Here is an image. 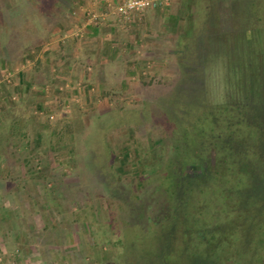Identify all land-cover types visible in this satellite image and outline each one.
Segmentation results:
<instances>
[{"label": "rangeland", "instance_id": "obj_1", "mask_svg": "<svg viewBox=\"0 0 264 264\" xmlns=\"http://www.w3.org/2000/svg\"><path fill=\"white\" fill-rule=\"evenodd\" d=\"M84 1L0 0V264H264V0L120 65L46 45Z\"/></svg>", "mask_w": 264, "mask_h": 264}, {"label": "crops", "instance_id": "obj_2", "mask_svg": "<svg viewBox=\"0 0 264 264\" xmlns=\"http://www.w3.org/2000/svg\"><path fill=\"white\" fill-rule=\"evenodd\" d=\"M123 1L99 0L95 4L92 3L95 6L92 8L90 3H86L88 0H85L86 8H82L77 15L68 13L69 20L62 21L64 25L56 26L50 31L53 37L46 45H53V48L55 45L54 53L67 45H79L80 47L76 46L74 50L80 51L83 59H90L85 65H93L96 62L98 65L104 64L108 56H111V59H107V62L112 60L110 62L120 65L133 62L131 56L125 55L128 48V53H132L131 49L136 45H163L168 36L176 35L173 31H176L177 24H174L175 21L173 25L170 24L171 15L173 17L176 14V5L173 4L170 8L169 0H156L155 8L132 12L127 17L118 12V6ZM40 57L39 55L35 62ZM57 65L65 66V62L59 61ZM64 79L66 80V77L61 80ZM2 129L3 123L0 122V130ZM8 143L6 137H0L1 158L5 156Z\"/></svg>", "mask_w": 264, "mask_h": 264}, {"label": "built area", "instance_id": "obj_3", "mask_svg": "<svg viewBox=\"0 0 264 264\" xmlns=\"http://www.w3.org/2000/svg\"><path fill=\"white\" fill-rule=\"evenodd\" d=\"M156 0H124L118 6L119 14L127 17L132 12H140L145 9L155 8L157 3ZM95 18V16H93Z\"/></svg>", "mask_w": 264, "mask_h": 264}]
</instances>
